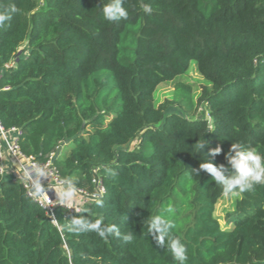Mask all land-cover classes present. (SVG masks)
<instances>
[{"label": "trees", "instance_id": "16d2710c", "mask_svg": "<svg viewBox=\"0 0 264 264\" xmlns=\"http://www.w3.org/2000/svg\"><path fill=\"white\" fill-rule=\"evenodd\" d=\"M41 1L0 0V12L20 9L0 26V65L14 63L0 79V120L40 160L68 141L62 176L92 189L98 169L106 193L103 207H57L56 225L0 174V264H177L148 233L169 207L187 264H264V185L238 192L223 227L215 212L225 193L195 171L204 159L227 165L233 143L264 153V0H125L128 19L111 23L108 0ZM193 61L211 84L197 101L181 80ZM170 81L173 98L156 105ZM202 105L211 126L195 112ZM73 218L134 239L73 232Z\"/></svg>", "mask_w": 264, "mask_h": 264}, {"label": "clouds", "instance_id": "9594fccd", "mask_svg": "<svg viewBox=\"0 0 264 264\" xmlns=\"http://www.w3.org/2000/svg\"><path fill=\"white\" fill-rule=\"evenodd\" d=\"M125 0H108L103 5V18L108 22H116L119 20H127L129 17L128 10L124 7ZM143 12L151 15L153 8L150 4L141 5ZM15 5L7 11L0 12V26L11 19L12 13L19 12ZM200 144V148L202 147ZM220 146L210 148L208 155L214 160L217 155L221 153ZM227 165L215 164L212 160L204 159L195 170L197 174L204 171L210 175L215 184L220 185L225 194L243 193L245 191L254 190L256 185H264V153L246 147L241 143H233L229 152L226 154ZM115 174V173H113ZM74 191L71 182H68V189L61 193V199L67 201L72 198ZM98 207H103V201L96 200ZM173 212L171 207L166 209L165 214H157L148 221V233L152 234L156 242L165 247L172 255L177 264H187L189 259L187 246L182 242L179 236L173 234L174 222L170 218ZM71 231L79 232H95L101 238L113 236L116 239H123L131 242L134 239V233L128 232L122 234L118 228H104L101 221L95 223H87L80 218H73L71 220Z\"/></svg>", "mask_w": 264, "mask_h": 264}, {"label": "built area", "instance_id": "2783aa9c", "mask_svg": "<svg viewBox=\"0 0 264 264\" xmlns=\"http://www.w3.org/2000/svg\"><path fill=\"white\" fill-rule=\"evenodd\" d=\"M13 66L12 61L0 65V79L4 70ZM21 134L19 127L6 128L0 120V174L3 178L8 177L11 181L20 183L27 195L44 209L54 224L57 225L55 214L57 207L79 212L105 196L106 189L96 169L92 189L71 183L74 195L71 199L63 201L61 193L68 189L69 180L62 176L56 160L63 155L64 148L69 142L61 141L56 151L40 160L38 157L23 153L20 147Z\"/></svg>", "mask_w": 264, "mask_h": 264}, {"label": "rangeland", "instance_id": "374dc122", "mask_svg": "<svg viewBox=\"0 0 264 264\" xmlns=\"http://www.w3.org/2000/svg\"><path fill=\"white\" fill-rule=\"evenodd\" d=\"M43 6V2L41 0H39V5L38 7H42ZM28 53V46H27V42H23L20 47H19V51L18 54H27ZM181 80H183L186 83H190L193 85V93H194V99L197 101V99L199 98L201 91H202V87L203 86H210L211 84L205 80V78L200 74V72L197 69L196 63L193 61L190 65L189 70L187 71V73L181 77ZM173 93H174V83L173 81L170 82H163L162 84H160L156 91H155V103L156 105H159L163 102H165L166 100H170L173 98ZM170 111H178L180 112V110L176 107H172L169 109ZM196 114H205L206 117H209V111L206 107V105H202V106H198V108L195 110ZM71 147L70 145H67L64 148V152L63 155H65V153L69 152V149ZM239 193H232V194H225L224 196L221 197V199L218 201L217 205H216V215L220 220V223L223 227L226 226H230L227 223L226 220V215L227 213L233 209V206L235 205V202L237 200V198L239 197Z\"/></svg>", "mask_w": 264, "mask_h": 264}, {"label": "water", "instance_id": "95a60500", "mask_svg": "<svg viewBox=\"0 0 264 264\" xmlns=\"http://www.w3.org/2000/svg\"><path fill=\"white\" fill-rule=\"evenodd\" d=\"M209 120V126L212 125V119L210 117H206Z\"/></svg>", "mask_w": 264, "mask_h": 264}]
</instances>
